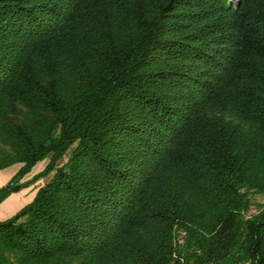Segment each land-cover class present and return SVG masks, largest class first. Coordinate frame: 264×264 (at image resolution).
Returning <instances> with one entry per match:
<instances>
[{
    "label": "trees",
    "instance_id": "trees-1",
    "mask_svg": "<svg viewBox=\"0 0 264 264\" xmlns=\"http://www.w3.org/2000/svg\"><path fill=\"white\" fill-rule=\"evenodd\" d=\"M13 165L0 264H264V0H0Z\"/></svg>",
    "mask_w": 264,
    "mask_h": 264
},
{
    "label": "crops",
    "instance_id": "crops-1",
    "mask_svg": "<svg viewBox=\"0 0 264 264\" xmlns=\"http://www.w3.org/2000/svg\"><path fill=\"white\" fill-rule=\"evenodd\" d=\"M19 169V165H13L0 170V188L8 183L12 176ZM26 177V176H25ZM26 181V180H23ZM35 193L29 190V187L22 189L17 193H12L3 202L0 203V221L10 218L22 207L28 204Z\"/></svg>",
    "mask_w": 264,
    "mask_h": 264
},
{
    "label": "rangeland",
    "instance_id": "rangeland-1",
    "mask_svg": "<svg viewBox=\"0 0 264 264\" xmlns=\"http://www.w3.org/2000/svg\"><path fill=\"white\" fill-rule=\"evenodd\" d=\"M236 1H237V0H232V2H236ZM47 162H48V160L45 159V160H42V161H39L38 163H36L35 166L31 169V172H30L26 177H24L23 180H28V179H30L33 175H35V174L41 172V171L45 168ZM51 175H52V174H50V175H48V176H46V177H44V178L38 180V181H37L36 183H34L33 185H30V186H29V190H31L33 193H35L36 190H37L40 186L44 185V184L50 179ZM254 202H255L256 204L264 203V195H260V196H256V197H254Z\"/></svg>",
    "mask_w": 264,
    "mask_h": 264
},
{
    "label": "water",
    "instance_id": "water-1",
    "mask_svg": "<svg viewBox=\"0 0 264 264\" xmlns=\"http://www.w3.org/2000/svg\"><path fill=\"white\" fill-rule=\"evenodd\" d=\"M237 1H239V0H237Z\"/></svg>",
    "mask_w": 264,
    "mask_h": 264
}]
</instances>
